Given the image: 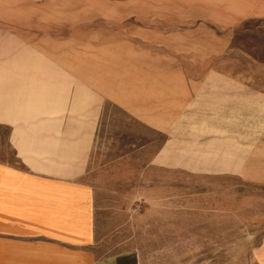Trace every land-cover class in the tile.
<instances>
[{"label": "rangeland", "instance_id": "374dc122", "mask_svg": "<svg viewBox=\"0 0 264 264\" xmlns=\"http://www.w3.org/2000/svg\"><path fill=\"white\" fill-rule=\"evenodd\" d=\"M98 261L264 264V0H0V264Z\"/></svg>", "mask_w": 264, "mask_h": 264}, {"label": "crops", "instance_id": "0c3cea01", "mask_svg": "<svg viewBox=\"0 0 264 264\" xmlns=\"http://www.w3.org/2000/svg\"><path fill=\"white\" fill-rule=\"evenodd\" d=\"M45 119H47V117L45 118ZM53 129H52V127H49V128H47V127H44V128H39V131L41 132V134H46L45 132H50L49 134H50V137H54V135H53V131H52ZM43 132V133H42ZM54 132H57V128L56 127H54ZM54 139V138H53ZM43 145H41V147H42ZM55 146H57V144H51V145H49V146H47L51 151H54L55 149L57 150V148L58 147H55ZM58 151V150H57ZM96 264H113V262H111V261H98V262H96Z\"/></svg>", "mask_w": 264, "mask_h": 264}]
</instances>
